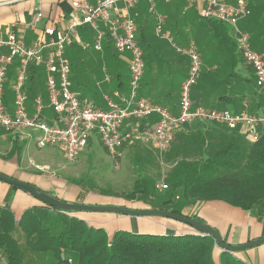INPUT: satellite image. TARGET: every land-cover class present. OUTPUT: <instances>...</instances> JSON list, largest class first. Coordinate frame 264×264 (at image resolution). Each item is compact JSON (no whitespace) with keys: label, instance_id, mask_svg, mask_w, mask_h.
Wrapping results in <instances>:
<instances>
[{"label":"trees","instance_id":"16d2710c","mask_svg":"<svg viewBox=\"0 0 264 264\" xmlns=\"http://www.w3.org/2000/svg\"><path fill=\"white\" fill-rule=\"evenodd\" d=\"M146 3L147 11L146 8L143 10L137 26L138 41L146 65L142 83L153 61L159 56L166 66L177 60L170 58L166 48L171 54L173 49L162 44V39L155 34L154 16L148 11ZM248 4L251 13L245 18L242 28L250 35L253 48L264 54V20L261 19L264 10L257 11L252 3L248 1ZM201 22L203 28L199 35L204 40L211 37L212 43L200 48L211 50L215 46L224 57L222 66L216 70L203 68L193 90L194 104L257 113L258 109L264 108V88L258 87L255 70L239 51L235 34L219 20L201 18ZM169 23L176 37L179 34V30H176L178 20L170 18L169 21L168 18ZM101 26L106 31L102 52L110 51L117 57L119 52L109 26L103 23ZM84 34L89 41H94L95 33L86 29ZM195 42L199 48L198 42ZM91 49L79 46L66 51L71 61L74 89L78 88L80 92V81L87 72L83 54ZM19 65L20 61L10 67L7 87L16 82ZM240 65L247 66L246 71H242ZM27 74L28 97L34 98L38 93L44 95L41 67L30 64ZM122 75V70L115 71L118 87L123 84ZM146 128L149 127L143 123L139 130ZM258 130L259 138L253 140L240 128L230 129L222 123L198 120L177 129L166 150H153L147 142L137 140L133 145L132 158L137 177L131 189L117 192L111 187L99 188L94 180L89 183V188L97 189L102 195L171 210L208 225L198 212L189 210L185 213V208L193 209L202 202L219 200L245 210H258L262 214L264 125ZM25 143L26 140H13L7 157L20 159ZM160 163L170 166L164 175L160 172ZM161 178L167 188H159ZM84 180L86 177L75 179L77 183ZM10 185L29 192L17 185ZM40 202L41 205L27 209L19 220H16L10 206H0V259L5 264H252L241 259L236 252L220 249L212 236L195 232L189 224L173 218L161 217L188 225L192 231L138 233L119 229L109 234L105 227L88 224L76 216L80 212L59 210ZM121 206L130 207L125 204Z\"/></svg>","mask_w":264,"mask_h":264},{"label":"built area","instance_id":"2783aa9c","mask_svg":"<svg viewBox=\"0 0 264 264\" xmlns=\"http://www.w3.org/2000/svg\"><path fill=\"white\" fill-rule=\"evenodd\" d=\"M147 2L148 11L154 16L157 36L169 42L176 51L186 54L190 60L187 74L180 85L178 113L173 114L166 107L139 94L146 66L132 16L139 0H98L97 4L74 0V13L71 14L68 26L63 30L46 27L44 34L47 39L28 45L24 31L0 36V49L4 50L0 53V129L20 140L33 141L38 148L62 146L71 161H75L78 154L87 147L93 132L99 134L110 155L116 159L120 147L131 138L130 134L122 132L124 121L130 117L145 118L155 113L159 115L157 123L139 132L140 138L147 143L154 141L160 145L169 144L177 129L198 120L222 123L230 129L244 127L248 136L257 140L260 135L258 128L264 125V112H234L231 109L194 104L192 90L203 71V59L198 45L193 40L182 46L164 28L166 16L158 11L157 0ZM200 13L204 19L219 20L231 27L239 51L255 70L258 87L264 88V54L253 48L250 35L240 26V22L251 13L248 0H208V5L201 8ZM42 15V12H38L35 21ZM102 23L109 26L116 50L131 54L129 93L122 95L119 91L115 92L117 97L122 98V103L107 97L108 109L95 105L89 97L73 91L72 67L66 53L75 40H80L83 49L102 50L106 32ZM83 25H89L94 30L93 42L80 39L79 28ZM16 58L20 59V65L14 85V106L10 110L5 101V87L8 67ZM30 64L45 70L49 105L56 112L61 125L51 124L42 118L44 102L41 95L35 98L36 113L29 114L25 87ZM106 79L110 80L109 75ZM162 188H167V185L162 184Z\"/></svg>","mask_w":264,"mask_h":264},{"label":"crops","instance_id":"0c3cea01","mask_svg":"<svg viewBox=\"0 0 264 264\" xmlns=\"http://www.w3.org/2000/svg\"><path fill=\"white\" fill-rule=\"evenodd\" d=\"M72 1L74 0H0V36L6 37L11 32L24 31L26 43L28 45H32L35 41L40 39H47L48 37L44 34V29L46 27H54L63 30L68 26L71 20V14L74 13ZM87 1L91 4H97L98 2V0ZM146 1L139 0V3L132 11L136 28L139 25V18L143 15V10L146 8L147 11ZM248 1L252 3L253 8L257 9V11L260 9L264 10V3H262L264 0ZM164 3L166 2L163 0H157L158 11L166 16L164 28L175 36L170 27V23L168 25V18L169 21L170 18L177 19L178 27L176 30H179V34L176 35V40L182 46L188 45L193 40L198 42L204 69L213 71L219 68V66H222L224 56L215 46H213L211 50H202L200 48V46L203 47L204 45L206 46L212 43L211 37H207L204 40L203 37L199 35L203 28L201 26L202 16L200 10L208 5V0H172L166 4ZM38 12H42L43 15L39 20L35 21ZM261 19L264 20V14L261 15ZM86 29L95 33L89 25L81 26L79 28V34L82 41H88V38L84 34ZM160 39H162V41H160L162 44L173 49V54H171L170 58L177 60L172 61L170 66H166L160 56L158 59H155L147 73L146 79L141 83L139 94L156 104L166 107L171 113L176 114L179 112L180 85L185 73L188 71L190 60L186 54L176 51L165 39ZM79 46L81 47L80 40H75L67 49L71 50L73 47ZM2 52H4V50L0 49V53ZM83 56L87 58H84L85 67L87 69L86 77H83L80 81L81 92L78 88L74 89V85L72 88L73 91L77 92L79 95L83 94L89 97L95 105L103 109L109 108L107 97L122 103V98L120 96L117 97L115 92L119 91L122 95H127L129 93V64L131 54L119 53L116 54L117 57H115L110 51L104 53L102 50L97 52V50L91 49L84 53ZM18 61H20V59L16 58L8 67V71L10 67ZM239 67L242 71H246L247 66L240 65ZM41 69L43 71L41 82L44 86V95L38 93L34 98H30L29 96L27 99V110L30 115L36 113L35 98L41 95L44 102V108L41 112L42 118L51 124L61 125L62 123L57 120L56 112L49 105L45 70L43 68ZM118 69L123 72V84L121 87L117 86V80L115 78V71ZM173 71H175V73ZM171 72H173V75L169 76ZM178 74L181 77H179ZM108 75L110 80L106 79ZM27 77L28 74L26 75V92L28 85ZM15 83L16 82L10 84L8 87L6 85L5 87V101L10 110H12L14 106ZM193 90L192 99L195 103L196 100L193 98ZM262 112H264V108L258 109L257 113ZM158 120L159 115L156 113L140 119L130 117L124 121L122 130L124 133L130 134L131 138H140V133L138 132L140 131L139 127L143 125V123L146 124V127H153ZM239 128L247 132L246 128ZM16 138L18 137L0 129V172L31 182L39 188L66 201L91 204H115L109 201V199H112L111 196L102 195L97 189H90L89 183L88 186L85 185L84 181L77 183L75 179L79 178L78 175L70 177L71 179H64L60 178L59 175L55 173H52V175L37 174V172L32 169L31 165L42 170H49L50 167L48 164L36 163L32 157H29L30 160H32L31 165L25 163L24 152L26 148L32 144L29 143L30 140L26 141L20 159L16 156L7 157L13 145V140ZM130 139L128 141H130ZM139 140H142V138ZM124 144L120 147L115 160H121ZM147 144L149 148L153 150H155V148L166 150L169 145H160V143L154 141L148 142ZM55 147L57 146H49V148ZM101 147L109 153L108 149L100 140L99 134L93 132L87 147L82 150L78 156L85 155L87 161H89L92 166V162L99 163L101 160L99 155H94V150ZM61 150L64 151L63 148H61ZM162 184L163 182H159V188H162ZM5 205L11 207L16 220H19L27 209L36 205H41V202L29 192L13 188L9 183L0 180V206ZM187 209L198 212L211 226L219 230L222 238L228 243L239 245L264 237V213L261 214L258 210H245L219 200L202 202L193 209L192 207H186L185 210L187 211ZM76 216L83 219L88 224L105 227L109 234H113L119 229H127L138 233L187 231L185 228L169 223V221H172L171 219L161 218L160 216H125L111 212H80L76 213ZM236 254L246 262L264 264V243L244 251L236 252Z\"/></svg>","mask_w":264,"mask_h":264},{"label":"rangeland","instance_id":"374dc122","mask_svg":"<svg viewBox=\"0 0 264 264\" xmlns=\"http://www.w3.org/2000/svg\"><path fill=\"white\" fill-rule=\"evenodd\" d=\"M245 20V19H244ZM242 20L240 22V26L242 28V24L244 22ZM225 24V23H224ZM227 25V24H225ZM228 28L229 25H227ZM166 53L171 55V51L166 48ZM181 74V73H180ZM179 77H181L178 74ZM125 79V77H124ZM193 122H190L192 124ZM123 132V130H122ZM138 138H131L130 141L125 142L123 148V155L121 160H115V158L107 153L105 149L97 148L94 150V155H99L101 160L99 163L92 162V166L90 162L87 161L85 155L77 156L75 161L69 160L64 151L61 150L62 146H57L55 148H38L33 141H29L32 143L28 148H26L24 152V161L26 164L31 165L32 160L29 157H32L33 160L38 164H48L50 169H39L34 165H31L32 169L37 172V174L41 175H52V173L59 175L60 178L71 179L74 175H78V177H86L84 180L85 185L88 186V183L91 184L92 180L98 185L99 188H109L120 192L122 190H129L133 186V182L137 177V172L134 169V164L132 158L134 156L135 147L133 146ZM88 162V163H87ZM161 169L160 172L164 175L169 169V165H165L164 163H160ZM157 172V171H156ZM22 180V179H21ZM25 181V180H24ZM159 182H163L162 178ZM164 183V182H163ZM89 184V187H90ZM112 197V196H111ZM111 203L115 204H125L127 206L132 207H149V205L144 204L140 201H127L124 198L112 197L109 199ZM189 209L185 213H188ZM169 223L173 225L180 226L185 228L186 230L192 231V228L188 225L179 223L177 221H169ZM194 231V230H193ZM0 264H5L3 259H0Z\"/></svg>","mask_w":264,"mask_h":264},{"label":"water","instance_id":"95a60500","mask_svg":"<svg viewBox=\"0 0 264 264\" xmlns=\"http://www.w3.org/2000/svg\"><path fill=\"white\" fill-rule=\"evenodd\" d=\"M0 180L26 189L34 197H36L46 205H49L59 210L75 211V212H86V211L111 212L125 216H160V217L173 218L178 221L189 224L194 229L195 232L212 236L216 240V244L220 249L229 251L231 253L244 251L246 249L264 243V237L239 245L227 243L223 240L222 235L220 234L217 228L212 227L203 222L197 221L192 217L185 216L183 214H179L171 210L156 209L152 207L130 208L118 204H91V203L66 201L59 198L56 195L51 194L50 192L44 189L39 188L38 186L28 181H24L9 176L3 172H0Z\"/></svg>","mask_w":264,"mask_h":264}]
</instances>
